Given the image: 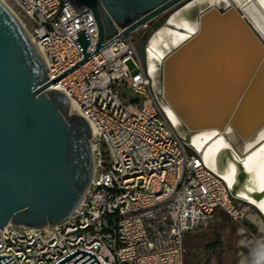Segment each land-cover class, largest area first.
Instances as JSON below:
<instances>
[{
  "label": "water",
  "instance_id": "95a60500",
  "mask_svg": "<svg viewBox=\"0 0 264 264\" xmlns=\"http://www.w3.org/2000/svg\"><path fill=\"white\" fill-rule=\"evenodd\" d=\"M87 6L97 24L98 39L151 27L135 44L152 94L185 145L198 134L210 135L204 149L220 141L208 164L222 178L231 200L247 204L264 221L257 203L264 199L244 159L264 146V31L254 25L244 8L257 0H76ZM264 21V12L256 9ZM182 14L194 31L168 22ZM166 28L186 36L160 56L155 73L146 65V45ZM139 35L143 32L139 31ZM83 57L88 41L77 39ZM50 80L35 47L11 12L0 1V228L8 222L40 227L66 218L77 206L92 171L91 130L87 121L69 112L66 95L47 88ZM233 169L230 185L224 178ZM101 264L95 254L81 248L55 261L64 264ZM0 264H16L9 254Z\"/></svg>",
  "mask_w": 264,
  "mask_h": 264
},
{
  "label": "built area",
  "instance_id": "2783aa9c",
  "mask_svg": "<svg viewBox=\"0 0 264 264\" xmlns=\"http://www.w3.org/2000/svg\"><path fill=\"white\" fill-rule=\"evenodd\" d=\"M0 1L42 50L50 80L76 65L54 84L93 132L91 176L74 210L40 227L8 222L0 228V255L16 264H53L77 247L101 264H185V235L209 227L216 210L235 222L261 219L251 206L231 200L199 153H187L156 102L135 49L151 25L124 33L128 25L113 22L115 32L94 52L95 18L76 0ZM80 32L90 56L78 65ZM257 226L240 229L241 247L264 232Z\"/></svg>",
  "mask_w": 264,
  "mask_h": 264
},
{
  "label": "rangeland",
  "instance_id": "374dc122",
  "mask_svg": "<svg viewBox=\"0 0 264 264\" xmlns=\"http://www.w3.org/2000/svg\"><path fill=\"white\" fill-rule=\"evenodd\" d=\"M127 64L133 71L131 62ZM243 227H247V231H256L258 226L249 223L248 219L232 221L223 214L206 229L190 233L185 239V264H239L244 259L251 263L264 259L255 240L250 241L247 237L244 243L248 246H240L244 237L240 229ZM259 244L264 246V240Z\"/></svg>",
  "mask_w": 264,
  "mask_h": 264
},
{
  "label": "bare ground",
  "instance_id": "6f19581e",
  "mask_svg": "<svg viewBox=\"0 0 264 264\" xmlns=\"http://www.w3.org/2000/svg\"><path fill=\"white\" fill-rule=\"evenodd\" d=\"M210 2H221L220 0H206ZM255 8L260 9L262 12H264V0H257L255 1L254 5L247 6L244 8L245 12L252 17L253 23L255 26H257L259 29L264 31V21H262V18L257 14L255 11ZM168 22L174 24L175 26H180L185 29L186 32H192L194 31V23L187 20L182 14L176 13L171 15L168 18ZM186 35L185 34H176L173 32H170L168 29L163 28L159 31H157L154 35L151 36L149 39L146 47V65L148 69V73L150 75H153L155 73V67L156 63L158 62L160 56H162L164 53L168 52L171 47L179 43ZM35 47L39 57L41 60L45 61L44 55L42 50L39 48L37 44H33ZM48 90L56 89L59 90L58 87L52 83L48 88ZM69 101V100H68ZM69 112L75 115H79V112L76 109V106L73 104V102L69 101ZM91 130V136L93 137V132ZM210 135L207 136V134H198L195 135L192 138V143L195 146L196 150L199 151V154L202 158V160L208 164L209 160L212 159L214 153L219 149L221 142L220 141H214L209 146L204 149V142L208 139ZM264 148V146L261 147V149ZM261 149L255 150L251 154H249L245 159L244 162L250 157V156H256L257 153L260 152ZM245 165V163H244ZM246 167V165H245ZM247 169V167H246ZM252 180L254 183V186L260 190V185L256 183V178L251 174ZM233 177V169L229 167L224 175V178L226 180V183L230 185ZM257 206L259 210H261L262 213H264V199H261ZM252 216H250V219ZM252 220V219H251ZM252 221H255L260 229H264V223H262L261 219L257 220L255 217ZM242 263V262H241Z\"/></svg>",
  "mask_w": 264,
  "mask_h": 264
},
{
  "label": "snow or ice",
  "instance_id": "6c2138e0",
  "mask_svg": "<svg viewBox=\"0 0 264 264\" xmlns=\"http://www.w3.org/2000/svg\"><path fill=\"white\" fill-rule=\"evenodd\" d=\"M247 170L256 178L260 190L264 191V148L256 156H250L245 162Z\"/></svg>",
  "mask_w": 264,
  "mask_h": 264
},
{
  "label": "crops",
  "instance_id": "0c3cea01",
  "mask_svg": "<svg viewBox=\"0 0 264 264\" xmlns=\"http://www.w3.org/2000/svg\"><path fill=\"white\" fill-rule=\"evenodd\" d=\"M226 215L224 212H222L221 210H216L214 213H213V216H212V222H211V224L215 221V220H217L218 218H220L222 215ZM252 220L254 219L253 217L251 218ZM193 233V232H192ZM190 234V233H189ZM189 234H186L185 235V239H186V237L189 235ZM259 235V236H261V237H264V232H259L258 234H255V237H252V238H249L248 237V239L251 241H256V245H258V247H259V251L262 253V257H264V246H260V244H259V242L256 240V237ZM185 239H184V245H185ZM248 240V241H249ZM248 246V245H247ZM256 249H258V248H256ZM242 262V263H241ZM239 264H264V259H262V260H260V261H258V262H253V263H251V262H249V261H247V260H242Z\"/></svg>",
  "mask_w": 264,
  "mask_h": 264
}]
</instances>
